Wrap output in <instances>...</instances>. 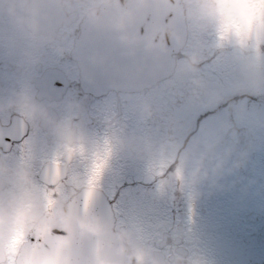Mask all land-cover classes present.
I'll return each mask as SVG.
<instances>
[{"label": "flooded vegetation", "instance_id": "af4514ba", "mask_svg": "<svg viewBox=\"0 0 264 264\" xmlns=\"http://www.w3.org/2000/svg\"><path fill=\"white\" fill-rule=\"evenodd\" d=\"M112 1L0 0V260L18 264L30 232L52 206L68 202L84 187H97L109 197L116 214L115 229L126 238L139 264H264V119L257 123L253 104L239 107L236 99L229 102L233 98L222 96L208 108L215 124L212 131L218 136L213 134L206 152L200 127L206 107L200 110L197 79L185 87L181 103L161 106L160 119L172 127H151L142 95L176 75L191 53L200 55V49L190 48L198 30L192 26V8L186 0H181L185 24L153 25L161 34L179 30L183 37L187 33L184 46L173 53L176 66L170 78L134 92L84 90L74 58L77 40L90 14ZM208 2L195 0L193 9ZM217 5L223 10L216 11L220 14L213 18L216 24L226 11L244 8L243 28L258 31L255 50L262 54L264 2L219 0ZM222 24L212 27L221 30ZM133 46L135 41L125 50ZM243 60L252 62V58ZM131 96V111L140 120L147 119V127L144 133L136 131L131 147L120 148L117 135L125 126ZM261 99L262 106L264 93ZM170 131L179 137L181 156L187 155L185 174L191 173L196 189L189 191L190 184L183 180L180 191L171 188L172 193L160 199L157 223L149 212L156 210L157 203L139 204L138 221L144 211L151 216L144 218L140 229L126 230L117 200L106 185L117 172L110 170L111 164L126 160L127 170L121 173L129 179L137 163L126 157L128 151L138 155L142 136L146 141L154 132L162 138ZM173 161L172 155L170 164ZM88 258L75 250L71 255L59 254L57 264H83Z\"/></svg>", "mask_w": 264, "mask_h": 264}, {"label": "water", "instance_id": "95a60500", "mask_svg": "<svg viewBox=\"0 0 264 264\" xmlns=\"http://www.w3.org/2000/svg\"><path fill=\"white\" fill-rule=\"evenodd\" d=\"M161 23L185 24L181 0H113L90 14L74 52L82 88L97 94L134 92L172 76L173 53L184 46L187 33L183 37L179 30L161 34L153 28ZM134 41L136 46L128 50ZM115 225L107 194L97 187H84L44 214L22 246L17 263L57 264L59 254L77 250L78 255L89 257L83 264H139Z\"/></svg>", "mask_w": 264, "mask_h": 264}, {"label": "rangeland", "instance_id": "374dc122", "mask_svg": "<svg viewBox=\"0 0 264 264\" xmlns=\"http://www.w3.org/2000/svg\"><path fill=\"white\" fill-rule=\"evenodd\" d=\"M186 1L189 2L192 8V26L198 30L197 35L195 34L190 42V48L195 51L200 49V55L191 53L185 61L181 62L176 75L172 78L169 77L170 80L167 82H159L160 84L158 83L159 85L154 90L142 95V103L144 104L145 114L152 122V128H171V125L160 119L158 112L161 110V106H176L178 102L181 103L184 100L186 88L189 87L187 86L188 83L199 79L200 110L206 107L203 110L205 115L202 116L204 122L200 127L204 128L201 133L202 141L205 151L208 152L207 147L213 142V134L215 137L218 136L212 131L215 124L208 117L210 114L208 108L222 96L227 95L233 98L229 102H234V99H236L239 107L244 105L251 107V104H253L255 108H252V113L254 116L256 115L257 123L263 122L264 105L261 106V97L264 93V52L256 54L255 37L258 31L255 29L254 33H251L249 29L243 28L245 25L241 16L244 8L238 7L237 12L232 13L226 11L225 17L216 24V20L213 18H219L220 16L219 13L216 14V11L221 12L223 10V7L220 9V5H217L219 0H210V2L207 0L208 4L205 3V6H199L196 9H193L195 0ZM212 24L217 25L218 28L222 24V29L217 30L216 27H212ZM245 52L254 53V55L247 57L243 55ZM243 57L252 58V62L243 60ZM198 65H201V67ZM127 105L125 126L117 135L119 140L117 144L120 145V148L123 145L131 147L133 140H136V131L140 129L144 133V127H147V119L146 121L145 118L140 120L139 116L134 115L132 112L134 111L133 96L127 98ZM149 111L152 114H149ZM244 112L250 113L246 110ZM152 116L153 118H151ZM175 116L176 114H174V118ZM218 120L217 118L216 121ZM139 122H142V124L139 125ZM117 130L115 129L116 133ZM157 133L154 132L151 138L149 136L146 141L142 136L143 149L138 155H133L131 150L128 151L126 157L137 163L135 173L129 179L121 173L127 170L126 160L123 163L117 161L116 164H111L110 170L117 172L110 177L106 185L110 194H113L117 200L119 219L126 230L140 229L144 218L151 216L144 211V217L141 218V222L138 221L140 211L136 207L139 204L157 203L156 210L150 208L149 211L154 214L152 219L154 223H157V220L161 218L160 215H156L157 212H160V199L168 193L171 194V188L180 191L179 186H183V180L190 184H187L189 191L196 189L191 181V173L185 174L188 172L187 167H185L187 155L181 156V143H178L179 137L175 136L173 131L166 132L162 138ZM137 141L139 142V140ZM188 151L190 150L188 149ZM188 151L186 149L187 153ZM172 155L174 161L170 164ZM136 160L140 161L141 168L138 167L139 164ZM255 162L258 164L259 161ZM131 166L133 167V165ZM261 175L263 174L261 173ZM177 177L178 181L174 182Z\"/></svg>", "mask_w": 264, "mask_h": 264}, {"label": "snow or ice", "instance_id": "6c2138e0", "mask_svg": "<svg viewBox=\"0 0 264 264\" xmlns=\"http://www.w3.org/2000/svg\"><path fill=\"white\" fill-rule=\"evenodd\" d=\"M261 2H264V0H261ZM30 242H34V238H32V240ZM0 264H4V261L3 260H0Z\"/></svg>", "mask_w": 264, "mask_h": 264}]
</instances>
